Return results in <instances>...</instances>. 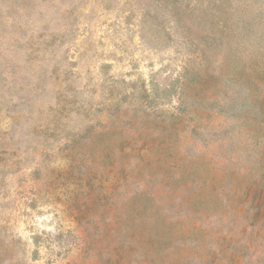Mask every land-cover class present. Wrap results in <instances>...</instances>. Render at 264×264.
Returning a JSON list of instances; mask_svg holds the SVG:
<instances>
[{
	"label": "rangeland",
	"instance_id": "1",
	"mask_svg": "<svg viewBox=\"0 0 264 264\" xmlns=\"http://www.w3.org/2000/svg\"><path fill=\"white\" fill-rule=\"evenodd\" d=\"M263 184L264 0H0V264H264Z\"/></svg>",
	"mask_w": 264,
	"mask_h": 264
},
{
	"label": "trees",
	"instance_id": "2",
	"mask_svg": "<svg viewBox=\"0 0 264 264\" xmlns=\"http://www.w3.org/2000/svg\"><path fill=\"white\" fill-rule=\"evenodd\" d=\"M198 79H202V76H201V77H197L196 80H198ZM192 81H194V80H192ZM176 118H178V117L176 116L175 119H176ZM263 188H264V184H263ZM261 190H262V188H261ZM262 200L264 201V196L262 197ZM261 205H264L263 202L261 203ZM258 214L262 216L261 219H262L263 224H264V208H263V206H261V208H259L257 214L255 213L254 216H256V215H258ZM249 217H250V216H249L248 214H245V215L243 216L244 219H247V218H249ZM199 219H202L203 223H205L206 225H208V223L205 222V221L207 220L206 216H205V217H204V216H199ZM257 232H258V229H257ZM195 241H198V240L195 239ZM217 246L219 247L218 242H217ZM221 264H222V263H221Z\"/></svg>",
	"mask_w": 264,
	"mask_h": 264
}]
</instances>
